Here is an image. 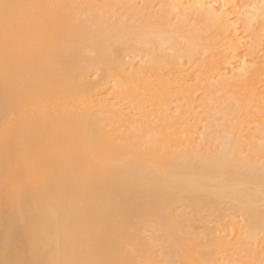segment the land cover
Masks as SVG:
<instances>
[{"label":"bare ground","instance_id":"6f19581e","mask_svg":"<svg viewBox=\"0 0 264 264\" xmlns=\"http://www.w3.org/2000/svg\"><path fill=\"white\" fill-rule=\"evenodd\" d=\"M0 264H264V0H0Z\"/></svg>","mask_w":264,"mask_h":264}]
</instances>
